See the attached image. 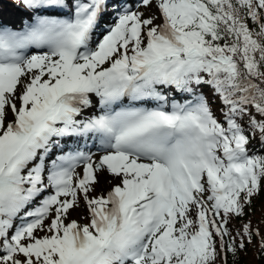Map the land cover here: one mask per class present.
Listing matches in <instances>:
<instances>
[{"label": "snow or ice", "instance_id": "obj_1", "mask_svg": "<svg viewBox=\"0 0 264 264\" xmlns=\"http://www.w3.org/2000/svg\"><path fill=\"white\" fill-rule=\"evenodd\" d=\"M15 7L0 264H237L254 240L264 257L245 219L264 194V0Z\"/></svg>", "mask_w": 264, "mask_h": 264}, {"label": "trees", "instance_id": "obj_2", "mask_svg": "<svg viewBox=\"0 0 264 264\" xmlns=\"http://www.w3.org/2000/svg\"><path fill=\"white\" fill-rule=\"evenodd\" d=\"M9 5L6 1H0V8H4V6ZM216 105H213V108L215 109ZM255 143V142H254ZM259 145H257V148ZM99 185H97L98 189ZM98 191V190H97ZM264 204V194H261V196L257 197L253 202L252 210L250 211L249 215L245 217V219H250L252 223L256 226H259L261 228V233L264 235V223H261V220L264 219L262 217V210L261 205ZM81 213L83 214L84 209L83 206L80 208ZM237 226V221L233 220L231 223V227L235 228ZM256 241L254 240L252 244L248 246L247 254L241 253L240 259L237 262V264H264V257L259 256L256 254V247H255ZM229 260L231 261V255H229Z\"/></svg>", "mask_w": 264, "mask_h": 264}, {"label": "rangeland", "instance_id": "obj_3", "mask_svg": "<svg viewBox=\"0 0 264 264\" xmlns=\"http://www.w3.org/2000/svg\"><path fill=\"white\" fill-rule=\"evenodd\" d=\"M107 179H110V178H107ZM107 179L105 177H101V182H100L99 187L97 189L99 191L94 192L93 195H97L101 190L106 189L108 187ZM79 213H80V209H79ZM71 215H72V218H78V213L76 211H73Z\"/></svg>", "mask_w": 264, "mask_h": 264}]
</instances>
